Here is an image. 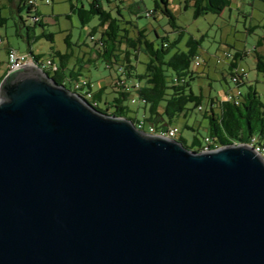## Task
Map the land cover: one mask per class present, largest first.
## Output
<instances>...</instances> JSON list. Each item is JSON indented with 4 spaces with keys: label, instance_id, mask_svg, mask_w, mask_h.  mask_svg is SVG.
<instances>
[{
    "label": "water",
    "instance_id": "95a60500",
    "mask_svg": "<svg viewBox=\"0 0 264 264\" xmlns=\"http://www.w3.org/2000/svg\"><path fill=\"white\" fill-rule=\"evenodd\" d=\"M0 264H264V158L192 151L39 68L8 73Z\"/></svg>",
    "mask_w": 264,
    "mask_h": 264
},
{
    "label": "trees",
    "instance_id": "16d2710c",
    "mask_svg": "<svg viewBox=\"0 0 264 264\" xmlns=\"http://www.w3.org/2000/svg\"><path fill=\"white\" fill-rule=\"evenodd\" d=\"M29 1L22 0L21 8L16 11L20 23L27 27V34L23 35L20 31L21 25L17 24L16 35L24 39L30 49L32 44L41 38L53 41L54 34L42 32L37 36L34 28L26 25V19L35 25L42 27L46 25L43 20L45 16L39 13L37 6L30 5ZM232 1L185 0V8H192L194 18L198 19L208 14H222L231 6ZM107 2L110 3V0ZM170 4L171 0H154V10L147 9L145 15L152 11L153 14L150 17L157 20L156 16L160 14L167 19L166 24L172 32H184V29L178 25ZM114 9L117 15L113 14V9L107 10L102 0H92L88 7L84 4L79 7L72 4V12L78 16L82 25H89L94 18H97L99 23L90 32L94 45L89 47L88 53H84L85 58L84 56L75 57L72 51L61 53L53 50L50 58L56 62V69L52 68L45 72L57 85H64L71 91H73L74 83L82 79H86L90 85H93L90 79L84 77L82 70L87 66L97 67L99 62L105 63L107 69L115 68L117 71V68L121 67L126 85L117 87L112 83L116 95L111 100L106 98L105 88L95 90L93 87L92 90L83 92V96L100 112L116 118L128 119L134 124L139 113L142 112L146 117L147 125H153L157 131H164L171 127L180 117L189 118L200 112L208 120V134L203 139L195 135L190 146L184 140L177 139L189 150L201 152L200 146L205 137H210L213 140V147L217 146V148L232 144L249 145L253 139L257 144L264 146V101L256 85L248 82V74L239 73L241 69L239 60L246 55L245 52H237L228 64L227 71L235 87L226 91L222 99L210 94L207 103L204 104L205 96L203 93H196L192 86V83L200 78L199 73L194 69V63L198 57V48L201 46L202 39L189 38L187 51L176 52L168 58L169 49L177 42L169 41L168 32H165L166 36H162L155 27L141 28L136 22L125 19L119 5H116ZM24 10L27 12L25 19L22 16ZM140 17L139 15L138 18ZM35 18L38 20L35 21ZM67 18L71 16L68 15ZM6 21L0 7V26H4ZM258 29L264 31V26L251 25L249 33L254 34ZM96 34H99L97 39ZM150 34H154L153 39H150ZM0 39H2L1 36ZM66 42L69 47L72 45L69 36L66 37ZM261 49H264V34L259 36L253 49L256 71L264 79V50L261 51ZM142 55L146 57V62L143 63L145 72L139 73L137 64L140 63ZM33 57L37 61L40 60L39 56L33 55ZM73 59H77L82 65L79 68L76 64L70 66ZM3 79L4 77L0 78V83ZM136 81L140 83L138 90L134 87ZM237 90L240 91L237 97L238 103L229 101V94L235 95ZM132 94H136L140 100L138 105H132ZM99 102H104L105 108H100ZM186 128L191 129L188 125Z\"/></svg>",
    "mask_w": 264,
    "mask_h": 264
},
{
    "label": "rangeland",
    "instance_id": "374dc122",
    "mask_svg": "<svg viewBox=\"0 0 264 264\" xmlns=\"http://www.w3.org/2000/svg\"><path fill=\"white\" fill-rule=\"evenodd\" d=\"M90 1L92 0H50L49 4L42 6V10L52 17V24H46L44 27L35 25L29 19H26V25L34 28L37 36L41 35L42 32L54 34L53 41L41 38L32 44L31 48L34 54L40 57V60L50 58L53 50H58L61 53L73 51L75 57L81 58L84 56L85 58L84 52L89 51V47L94 45L90 32L99 22L97 18H94L89 25H82L78 16L72 12V4L78 7L84 4L88 7ZM102 3L107 10L113 9L114 15H117L116 9H114L115 6L119 5L125 19L136 22L141 28L155 27L162 36H166L165 32H168L169 41H177L169 49L168 58L176 52L187 51L189 38L202 39L197 57L201 65L194 67L200 78L194 81L192 86L196 93H203L205 96L204 104L207 103L210 94L222 99L225 97L226 91L235 87L227 68L237 52L246 53L239 60V66L246 71L248 82L256 85L264 101V79L256 71V63L253 56L254 46H256L259 36L264 34V31L258 29L254 34L249 33L251 25L264 26V2L262 0H233L231 6L226 8L222 14H208L198 19L194 18L192 8H185V0H171L170 9L176 17L178 25L184 29V32H172L171 28L166 24L167 19L160 14H157V20L154 17L145 15L147 9L154 10V0H144L140 18L135 13H132L129 8L119 3L118 0H110V3L107 0H102ZM0 7L2 8V16L7 19L6 24L0 26V36L4 38L6 43L5 38L7 37L8 42L15 48H20L22 52H28L29 46L27 42L16 35L17 24L21 25L20 31L23 35L27 34V27L20 23L18 13L13 10L8 0H0ZM68 15L71 18H67ZM22 16L24 19L27 17L26 10L22 12ZM55 17L59 23L55 22ZM67 36H69V41L72 44L70 47L66 42ZM98 37L99 34H96L95 38L97 39ZM149 37L153 39L154 34H150ZM263 50L261 49V51ZM5 58L6 54L2 49L0 50V62L5 60ZM57 60L59 59L57 58ZM145 62L146 57L140 56V63L137 64L139 73L145 72V65L143 64ZM74 64H76L77 68L82 65L77 59L71 60L70 66ZM82 74L93 82L95 90L105 88L106 98L111 100L116 95L112 83L114 79L118 78L119 74L115 68L107 69L105 63L99 62L97 67H85L82 70ZM2 77L0 69V78ZM99 107L105 108L104 102H99ZM142 115V112H140L138 117ZM187 125L191 129H187ZM172 126L179 130L177 139L184 140L188 146L192 144L195 135L203 139L208 134V120L200 112L189 118L180 117L173 122ZM145 131L147 132V130Z\"/></svg>",
    "mask_w": 264,
    "mask_h": 264
},
{
    "label": "built area",
    "instance_id": "2783aa9c",
    "mask_svg": "<svg viewBox=\"0 0 264 264\" xmlns=\"http://www.w3.org/2000/svg\"><path fill=\"white\" fill-rule=\"evenodd\" d=\"M30 5L32 6H37L38 7V1L37 0H30L29 1ZM46 4L50 3V0H45ZM153 14L152 11H149L147 13V16L150 17ZM35 21L38 20V18L34 19ZM2 39H0V44L2 43ZM8 53H13V55H15V66L13 67L12 72H16L19 70H23V69H27V68H32V67H36L41 69L42 71H48L53 69H56V62L51 59V58H47L46 60H35V58L33 56H31L28 53H21L15 49H10L8 51ZM201 63L199 62L198 58L195 60L194 63V67L200 66ZM118 74L122 76L123 74V68L118 67L117 68ZM239 73L241 75L243 74H247L246 71L244 69H240ZM114 85L117 87H122L125 84V79L123 78V76L121 78H116L114 79ZM94 86L86 80V79H82L81 81L74 83L73 85V92H76L80 95L83 96V92L84 90H92ZM135 89L138 90L140 89V83L137 82L134 85ZM240 95V91L237 90L236 94H229L228 96V100L229 101H236V103H238V99L237 97ZM91 102V101H89ZM131 102L132 105H138L140 103V100L138 99L137 95L135 94V96L131 97ZM201 109V107H200ZM146 117L145 115H142L141 117L137 118V121L135 123L136 127L139 130H142L144 132H146L145 130H147L148 134H152V135H157V136H162V137H166V138H170V139H177L178 134H179V130L176 127H169L164 131H157L156 128L153 125H147L146 123ZM147 128V129H146ZM213 140L210 137H205L204 140H202V144L200 146V151L201 152H207L213 149H216V147H213ZM251 147H253L255 149V151L257 153H259L263 158H264V146L263 145H259L256 143V140L253 139L252 143L249 144Z\"/></svg>",
    "mask_w": 264,
    "mask_h": 264
},
{
    "label": "crops",
    "instance_id": "0c3cea01",
    "mask_svg": "<svg viewBox=\"0 0 264 264\" xmlns=\"http://www.w3.org/2000/svg\"><path fill=\"white\" fill-rule=\"evenodd\" d=\"M9 4H11L12 8L14 11H18L19 8H21L22 5V0H8ZM38 1V10L39 13L43 16H45V18H43V20L45 21V24H52V17L48 16L45 12H43L42 10V6L45 5V0H37ZM119 3L123 4L124 7L129 8L132 13H135L137 16H139L142 13V4L144 3V0H118ZM5 6V5H4ZM3 6V7H4ZM55 22L59 23L57 18H54ZM7 43L5 42L4 38H2V43L0 44V50H4L5 54H6V58L5 60H2L0 62V69H1V73L3 75V77H5L8 74L9 69L11 70L10 64H9V60H8V51L10 49H15L21 53H28L30 55H34L33 49L30 48L28 52H22L20 50V48H15L12 44H10L7 40V37L5 38ZM88 48V46H86ZM73 53V51H72ZM84 53H88V51L84 52ZM132 96H135V94H132Z\"/></svg>",
    "mask_w": 264,
    "mask_h": 264
},
{
    "label": "bare ground",
    "instance_id": "6f19581e",
    "mask_svg": "<svg viewBox=\"0 0 264 264\" xmlns=\"http://www.w3.org/2000/svg\"><path fill=\"white\" fill-rule=\"evenodd\" d=\"M8 60H9V64H10V67H11V70L8 73H12L13 67L15 66V55H13V53H8Z\"/></svg>",
    "mask_w": 264,
    "mask_h": 264
}]
</instances>
